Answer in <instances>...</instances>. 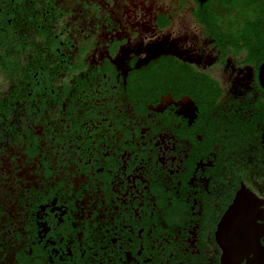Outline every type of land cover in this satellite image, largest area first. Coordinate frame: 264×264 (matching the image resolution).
Here are the masks:
<instances>
[{
	"label": "flooded vegetation",
	"instance_id": "obj_1",
	"mask_svg": "<svg viewBox=\"0 0 264 264\" xmlns=\"http://www.w3.org/2000/svg\"><path fill=\"white\" fill-rule=\"evenodd\" d=\"M259 27L264 0H0V264L264 251Z\"/></svg>",
	"mask_w": 264,
	"mask_h": 264
},
{
	"label": "water",
	"instance_id": "obj_2",
	"mask_svg": "<svg viewBox=\"0 0 264 264\" xmlns=\"http://www.w3.org/2000/svg\"><path fill=\"white\" fill-rule=\"evenodd\" d=\"M260 79L264 86V63L260 67ZM231 213L227 215L224 223H227ZM233 240L231 243V247L239 248L238 250H226L224 253V257L229 261V264H235L236 261H241L247 259V264H264V251H259L257 248L259 246V241L257 236L249 237V236H237L235 238L230 237ZM246 248H248L246 250Z\"/></svg>",
	"mask_w": 264,
	"mask_h": 264
},
{
	"label": "trees",
	"instance_id": "obj_3",
	"mask_svg": "<svg viewBox=\"0 0 264 264\" xmlns=\"http://www.w3.org/2000/svg\"><path fill=\"white\" fill-rule=\"evenodd\" d=\"M259 29H260V32L262 31V35L264 34V29H263V27H259Z\"/></svg>",
	"mask_w": 264,
	"mask_h": 264
}]
</instances>
